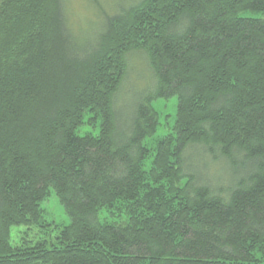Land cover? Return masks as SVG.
Instances as JSON below:
<instances>
[{
    "label": "trees",
    "instance_id": "16d2710c",
    "mask_svg": "<svg viewBox=\"0 0 264 264\" xmlns=\"http://www.w3.org/2000/svg\"><path fill=\"white\" fill-rule=\"evenodd\" d=\"M125 4L82 41L64 0H0V264H264V0Z\"/></svg>",
    "mask_w": 264,
    "mask_h": 264
},
{
    "label": "rangeland",
    "instance_id": "374dc122",
    "mask_svg": "<svg viewBox=\"0 0 264 264\" xmlns=\"http://www.w3.org/2000/svg\"><path fill=\"white\" fill-rule=\"evenodd\" d=\"M127 1L128 0H64L69 26L75 35L79 36L82 41L83 39H93L102 29L106 14H113L114 10H116L115 8L119 7V5L125 6ZM242 15L264 18V13L261 12L248 11L243 12ZM141 55L142 54L138 56L140 58L136 56V60L138 61L136 64L135 62L131 63L133 66H136V69L130 81L133 90L128 95L127 100H125L126 103H130L131 100L137 96V93L147 86L149 75L146 67L140 62L142 60ZM153 106L160 114V122L155 134L147 137L145 140V143L149 145H151L156 138L173 132L178 110V97L157 98L153 101ZM99 128L100 123H98L97 126L84 124L78 129V133L80 135H84L88 132L98 134ZM151 158L152 157L146 161L147 167L149 166ZM223 174L224 172L222 174L220 173V175ZM223 177L224 176L215 175L216 181L223 179ZM225 179L227 178L224 177V180ZM42 206L44 208L46 220H54L62 225H68L70 223V217L66 213L64 206L61 204L54 190H52L51 195L43 202ZM51 230V226H14L12 228V240L14 243L27 241L28 244H33L41 240V238H50L49 234L52 235L56 229L50 232Z\"/></svg>",
    "mask_w": 264,
    "mask_h": 264
}]
</instances>
